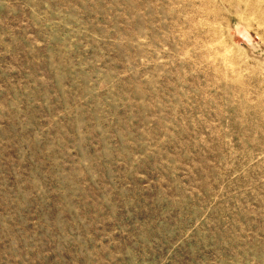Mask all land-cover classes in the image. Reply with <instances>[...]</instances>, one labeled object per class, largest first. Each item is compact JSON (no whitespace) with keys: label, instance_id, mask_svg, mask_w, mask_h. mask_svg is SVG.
<instances>
[{"label":"rangeland","instance_id":"obj_1","mask_svg":"<svg viewBox=\"0 0 264 264\" xmlns=\"http://www.w3.org/2000/svg\"><path fill=\"white\" fill-rule=\"evenodd\" d=\"M0 264H264V0H0Z\"/></svg>","mask_w":264,"mask_h":264}]
</instances>
